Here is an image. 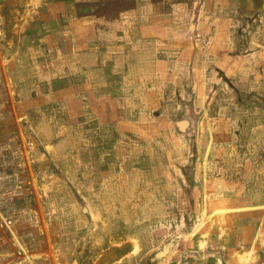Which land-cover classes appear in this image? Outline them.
I'll use <instances>...</instances> for the list:
<instances>
[{
	"label": "rangeland",
	"instance_id": "1",
	"mask_svg": "<svg viewBox=\"0 0 264 264\" xmlns=\"http://www.w3.org/2000/svg\"><path fill=\"white\" fill-rule=\"evenodd\" d=\"M38 1L0 0V19L20 22L0 31V49L7 79L16 73L25 83L20 103L5 104L17 116L20 161L42 192H58L41 199L45 217L55 227L66 217L89 224V216L75 215L89 205L76 191L91 197L100 158L104 186L133 210L118 218L134 223L138 204L156 214L148 221L164 218L169 207L196 213L178 217L186 228L259 220L264 237V0H51L55 15L44 13V2L30 9ZM67 2L76 4L72 20L63 15ZM48 19L72 26L74 37L96 32L100 39L79 41L83 55L63 40L38 45ZM60 46L67 55L41 52ZM20 48L38 51L27 58ZM46 62L50 72L38 66ZM204 177L208 216L199 214L206 207L193 192L203 191L197 181ZM229 201L239 215L215 214ZM258 255L264 260V250Z\"/></svg>",
	"mask_w": 264,
	"mask_h": 264
},
{
	"label": "crops",
	"instance_id": "2",
	"mask_svg": "<svg viewBox=\"0 0 264 264\" xmlns=\"http://www.w3.org/2000/svg\"><path fill=\"white\" fill-rule=\"evenodd\" d=\"M42 2H44L43 4L47 3V10L45 9L44 13L55 15L52 13L54 10L51 0L32 2L29 7L31 9L35 4ZM73 4V2H67L63 5V15L65 13V17L71 15V20L73 19L71 11L76 5ZM9 19H0L1 32L3 28L6 29L5 25L16 23L17 26L20 23L18 20L10 23L8 22ZM65 20L69 25L75 24L74 21L70 23L67 18ZM42 29L46 33L42 39L38 40V45L46 44L47 46L53 39L56 42L63 40L66 41V44L68 42L69 44L75 43L77 53L81 55L85 49L78 47L79 41L100 39V33L96 32L93 33V37L89 35H75L74 37L72 26H59L58 23L51 20L42 22ZM176 34L171 33V38H175ZM22 40L29 42V39L24 36ZM36 48L28 49L26 53H22L21 48L19 51H21L20 54L27 55L28 58L29 55L38 51ZM2 49H0V264H152L153 262L156 264H264V260H261L260 255H258L261 249L264 250V237L261 236L260 230L256 231V224L259 223V220L244 223L234 221L233 218H225L221 221L203 224L201 227L198 223L197 227L193 224L186 228L180 224L182 220L178 217L196 214L195 212L173 211L168 207L167 212L164 213V218L148 221L147 215L151 214L152 211L145 208L146 206L142 207L141 204L137 206L135 214L139 218L134 223L129 219L126 221L118 218L132 215L133 210L129 208V203L126 204L125 197L121 200L120 195H116L117 191L113 195L110 186H104L106 183L104 176L106 174V161L100 160V158H98L97 165L94 166L99 174L98 177L92 179L91 197L83 196V191H76L77 196L81 200L89 201L91 206L88 208L89 205H86L87 207L80 208V212L78 211L80 209H76L75 215L89 216V224L88 222L84 223L83 220L73 217L68 219L65 216L66 219L60 220V224L55 227L53 222L45 217L41 199L45 195H49V199L51 197L55 199L58 192H51V190L49 193L42 192L45 187L39 186L38 180L30 175L28 165L24 161H20V158H23V155L21 157L23 144L16 125L17 116L12 108L9 110L5 104H11L12 107L13 103H20L19 90L20 88L23 89L25 83H20L19 77L15 76L16 73L11 74L13 76L11 80L7 79L5 73L8 74V70L6 71L4 67ZM52 50L59 51L58 54L63 55H67L69 52L61 46L56 50L46 47L41 52L50 55L53 53ZM92 50L95 51L96 49L93 47ZM77 53L76 55H78ZM38 66H40L41 71L46 70L45 66H47L48 72L52 70L50 62ZM7 76L10 78L9 74ZM174 78L176 79V77ZM92 82L97 83L96 81ZM5 91L7 94L9 92L10 95L5 97ZM6 100L9 103H5ZM16 147L18 148L16 149ZM97 148L98 152L104 150L101 147ZM92 150L95 149L92 147ZM61 178L67 184V177V180ZM204 178V181H197L198 184H203V191H197L196 188H193V192L194 196L199 194L197 199H201L203 206L206 207V209L200 210L199 214L204 212L202 215L208 216L207 207L210 197L206 184H208L209 178ZM79 181L80 179L77 182ZM64 182L60 181L59 184ZM77 188L79 189L78 186ZM104 189L107 190L105 196L102 194ZM230 202L221 205L215 214L225 217L239 215L238 212H241L242 209L236 208ZM222 209H225L226 212L218 213ZM246 209L249 208H243V210ZM154 210L156 211V209ZM157 210L159 212L158 208ZM205 210H207L206 214ZM152 215L155 216L156 214L152 213ZM56 220L58 221V219ZM149 224L154 227L151 232L149 231L151 228ZM168 227L170 230L167 229ZM115 229L118 230L115 231ZM214 230H218L220 236L213 238L211 233ZM85 232L87 233L86 236ZM165 232L169 233L164 235ZM199 234H202L203 237L197 241L196 237ZM133 240L138 241L139 246L132 245ZM233 245L235 246L232 251L235 250V252L231 253L227 249ZM135 247H139L141 250L136 252ZM215 248L216 251H213Z\"/></svg>",
	"mask_w": 264,
	"mask_h": 264
},
{
	"label": "flooded vegetation",
	"instance_id": "3",
	"mask_svg": "<svg viewBox=\"0 0 264 264\" xmlns=\"http://www.w3.org/2000/svg\"><path fill=\"white\" fill-rule=\"evenodd\" d=\"M156 261V260H155ZM148 264H151V263H148ZM152 264H156L155 262H153Z\"/></svg>",
	"mask_w": 264,
	"mask_h": 264
}]
</instances>
